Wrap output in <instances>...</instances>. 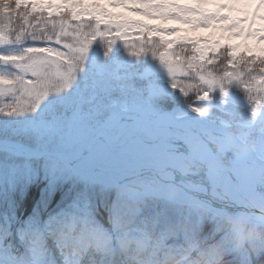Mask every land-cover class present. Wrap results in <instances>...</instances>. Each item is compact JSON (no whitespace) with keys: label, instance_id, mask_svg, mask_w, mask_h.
<instances>
[{"label":"snow or ice","instance_id":"snow-or-ice-1","mask_svg":"<svg viewBox=\"0 0 264 264\" xmlns=\"http://www.w3.org/2000/svg\"><path fill=\"white\" fill-rule=\"evenodd\" d=\"M0 264H264V0H0Z\"/></svg>","mask_w":264,"mask_h":264},{"label":"rangeland","instance_id":"rangeland-1","mask_svg":"<svg viewBox=\"0 0 264 264\" xmlns=\"http://www.w3.org/2000/svg\"><path fill=\"white\" fill-rule=\"evenodd\" d=\"M207 7L209 9L213 8L212 5H209ZM259 23L260 22H258V26H259ZM212 31H213L212 29H206V28H201V29L198 30L199 34L202 35V36H208V35H210L212 33ZM231 42L232 43H240L241 41L239 39H234Z\"/></svg>","mask_w":264,"mask_h":264},{"label":"trees","instance_id":"trees-1","mask_svg":"<svg viewBox=\"0 0 264 264\" xmlns=\"http://www.w3.org/2000/svg\"><path fill=\"white\" fill-rule=\"evenodd\" d=\"M253 7H255V6H253Z\"/></svg>","mask_w":264,"mask_h":264}]
</instances>
